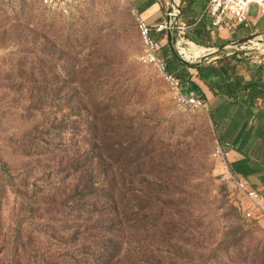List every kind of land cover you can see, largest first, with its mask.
I'll return each instance as SVG.
<instances>
[{
	"label": "rangeland",
	"instance_id": "374dc122",
	"mask_svg": "<svg viewBox=\"0 0 264 264\" xmlns=\"http://www.w3.org/2000/svg\"><path fill=\"white\" fill-rule=\"evenodd\" d=\"M155 1L162 15L174 8ZM43 5L0 0V264H102L106 255L120 264H264V216L221 179L209 110L178 108L156 70L138 62L133 8L144 0H89L69 16ZM178 7V26L202 20L188 0ZM249 18L250 29L230 35L193 27L172 43L168 34L152 37L167 41L159 55L183 74L181 63L234 58L237 73L264 75L232 45L264 33L255 7ZM192 34L208 48L190 42ZM188 43L204 48V58L188 60ZM100 99H112L109 120L91 106ZM100 121L117 128L115 148L101 152L112 156L111 187L84 195L75 186L89 143L105 131ZM135 131L139 144L127 155L122 133Z\"/></svg>",
	"mask_w": 264,
	"mask_h": 264
},
{
	"label": "built area",
	"instance_id": "2783aa9c",
	"mask_svg": "<svg viewBox=\"0 0 264 264\" xmlns=\"http://www.w3.org/2000/svg\"><path fill=\"white\" fill-rule=\"evenodd\" d=\"M39 1L44 4L43 6L47 10L57 11L62 15L69 16L75 9L89 0ZM251 7L256 8L257 16L259 18L264 16V0H207L201 19L209 18L211 20V24L208 28V32L211 35H219L222 33L230 34L232 31L239 28L248 30L252 25L249 18ZM133 13L137 18L138 32L142 43V52L138 57L139 64L145 67H152L156 70L158 75L162 78V82L169 90L172 102L178 108H188L192 110L202 109L204 107V101L198 98L195 92L183 89L181 82L173 75L168 74L167 62L159 55L160 51L167 47V41H155L152 37V33L155 36H162L164 34L169 35V33L175 34L176 32L183 34V36L185 35L187 28L184 26H178V13L176 10L174 8L172 10H167L165 13L167 20H164L162 24L153 28L142 18L138 10L133 8ZM235 50L245 61H250L252 65L264 67V33L251 34L248 39L236 46ZM225 146L227 145L225 144ZM214 156L221 159L223 169L221 179L224 182L231 183L236 190L240 191L244 198L250 203L252 209L262 211L260 204L261 197L259 194L256 191L248 189L242 181L236 179L226 165L223 146L219 141L216 142ZM250 217L251 213L246 212L245 218L249 219Z\"/></svg>",
	"mask_w": 264,
	"mask_h": 264
},
{
	"label": "crops",
	"instance_id": "0c3cea01",
	"mask_svg": "<svg viewBox=\"0 0 264 264\" xmlns=\"http://www.w3.org/2000/svg\"><path fill=\"white\" fill-rule=\"evenodd\" d=\"M144 2L146 6L139 12L141 11L142 18L147 21L150 27L153 28L167 20L165 13L162 15L159 12V5L155 0H144ZM191 2L193 3L194 0ZM206 3L207 0H197L196 8L193 11L197 18L202 17ZM203 19L208 21V26H210L211 20ZM254 33L256 32H252V34ZM209 35L213 36L210 33ZM190 71L192 83L204 96V107L209 110L210 119L215 126V132H217L216 136H220V139L217 138V140L223 146L226 165L236 179L242 181L248 189L259 194L262 211L253 210L264 216V88L258 89L259 93L255 98L243 94L235 100L222 99L213 96L195 78V73ZM246 73L244 75L235 70L236 76L242 78L244 84L260 79L262 85L263 75L257 76L255 71L251 70H246ZM239 193L242 195L241 192ZM244 199L243 206H246L248 210L252 209L250 203Z\"/></svg>",
	"mask_w": 264,
	"mask_h": 264
},
{
	"label": "trees",
	"instance_id": "16d2710c",
	"mask_svg": "<svg viewBox=\"0 0 264 264\" xmlns=\"http://www.w3.org/2000/svg\"><path fill=\"white\" fill-rule=\"evenodd\" d=\"M192 0H188L189 6L191 9H194L197 5V0H194V2H191ZM196 27L197 32L199 35L201 33L209 34L207 28L208 21H204L203 19L199 22H196L193 24L192 27H186L187 30L185 32V35L187 37V32L189 29ZM165 38V37H164ZM163 38V39H164ZM189 38L190 42H193L194 44L198 45V37H196L194 34H192ZM201 46V45H198ZM201 47L208 48L205 45H202ZM231 59H222L218 62L217 65H189L185 63H181L180 65L187 70L186 74H183L179 70L178 64L176 61L171 60L170 58H167V61L169 60L168 65V74L173 75L176 77L183 85L185 86L186 90H191L195 92L200 99H204L203 94L199 93L196 86L191 81V75L189 74V70L193 71L195 73V78L201 82L208 90L209 92L215 96L222 99H228V100H235L238 97L242 96L243 94H248L250 97L255 98L258 95V89L264 88L263 86V80L262 85L260 84V79L254 80L249 82L248 84L243 83V79L236 76L235 74V66L231 65ZM258 78V77H257ZM264 78V75H263ZM93 110L97 113L98 109L105 110L106 114L109 116L106 119L109 120L110 116H112L111 111L113 103L112 99L110 100H104L100 99L93 105ZM90 107V106H89ZM87 114V112H86ZM90 119V118H89ZM98 120L93 119L91 120V126L98 131L99 125L97 124ZM100 125L105 127L104 132L100 136L102 144L100 142L89 143V148L86 149L87 153L85 155L87 161L90 160V163H86L84 165V169L81 171V176L79 177L78 181L79 184L75 186V192H83L84 195L87 194V189H94L96 186L100 188V191H103L104 189H108L111 187V178H108L106 180L105 176H107L109 173V170H106V168H109V164L105 162H109L112 159V156L105 155L102 156L101 152L103 151H112V148L116 143L113 140L116 129H111V123L108 121L106 123L100 121ZM124 137H127L128 139V145L127 147H122L123 150L127 151V155L129 154V151L137 147L139 144V137H141L140 132H125L122 133ZM149 146H151V143L145 144L144 149L139 151V156L142 152H146L149 150ZM120 148V147H119ZM118 148V149H119ZM126 158V157H125ZM119 258V257H118ZM116 256L113 255H106L103 257L104 261L102 264H120V261ZM91 264V263H90ZM94 264H100V263H94Z\"/></svg>",
	"mask_w": 264,
	"mask_h": 264
},
{
	"label": "bare ground",
	"instance_id": "6f19581e",
	"mask_svg": "<svg viewBox=\"0 0 264 264\" xmlns=\"http://www.w3.org/2000/svg\"><path fill=\"white\" fill-rule=\"evenodd\" d=\"M180 1L181 0H173L174 2V8L178 7L179 4H180ZM178 8H176L177 10ZM222 34H225V33H222ZM246 40V39H245ZM245 40H243L242 42H244ZM188 48L190 50V54L191 56L188 58L189 59H194V60H197V59H202L204 58V55L205 53L207 52L204 48H201V47H198L194 44H191V43H188ZM182 47V46H181ZM215 52V51H214ZM217 52V51H216ZM206 55H209V54H206Z\"/></svg>",
	"mask_w": 264,
	"mask_h": 264
},
{
	"label": "water",
	"instance_id": "95a60500",
	"mask_svg": "<svg viewBox=\"0 0 264 264\" xmlns=\"http://www.w3.org/2000/svg\"><path fill=\"white\" fill-rule=\"evenodd\" d=\"M172 33H169V40H170V42L172 43L173 41H172ZM242 43V41H240V42H235V43H233L232 45H234L235 47L236 46H238V45H240ZM222 50H224V48H220V49H217L216 51H217V53H215L214 55H217V54H220L221 52H222ZM210 56V55H209Z\"/></svg>",
	"mask_w": 264,
	"mask_h": 264
}]
</instances>
